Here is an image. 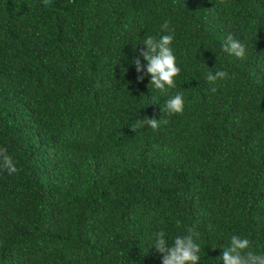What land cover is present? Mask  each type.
<instances>
[{
	"label": "trees",
	"instance_id": "16d2710c",
	"mask_svg": "<svg viewBox=\"0 0 264 264\" xmlns=\"http://www.w3.org/2000/svg\"><path fill=\"white\" fill-rule=\"evenodd\" d=\"M164 34L167 95L132 63ZM145 117L158 129L133 131ZM0 147L17 168L0 170V264H162L152 234L184 226L200 264L233 235L264 252V0H0Z\"/></svg>",
	"mask_w": 264,
	"mask_h": 264
},
{
	"label": "clouds",
	"instance_id": "9594fccd",
	"mask_svg": "<svg viewBox=\"0 0 264 264\" xmlns=\"http://www.w3.org/2000/svg\"><path fill=\"white\" fill-rule=\"evenodd\" d=\"M45 7L51 4V0H42ZM161 31L164 33H174L175 29L170 27V21L165 20L161 25ZM174 36L164 34L158 39L154 36H146L143 40L146 50H140L139 56L133 58L132 63L135 66L138 81H143L145 75H150V85L160 90L165 95L169 90L176 88L175 78L180 74L181 68L177 66L176 57L172 51L171 44ZM223 50L238 59L246 56L247 48L244 43L228 35L223 45ZM140 57L146 64L141 63ZM228 73L223 70H217L215 73L209 71L206 74L207 81L215 83L217 80L226 79ZM212 92L216 88L211 89ZM165 111L169 114H182L184 111V95L176 92L165 101ZM160 120L156 118L145 117L137 119L133 131L137 128L148 126L153 130L158 129ZM0 170H6L9 175L15 173L17 168L14 160L6 148L0 147ZM177 227L180 228V221H177ZM200 233L193 227L184 226V232L177 235L171 243L166 238L163 230L152 234L153 247L162 255V264H200L201 257L200 244L198 243ZM222 264H264V252L253 250V242L244 237L233 235L230 244L223 248L220 257Z\"/></svg>",
	"mask_w": 264,
	"mask_h": 264
}]
</instances>
